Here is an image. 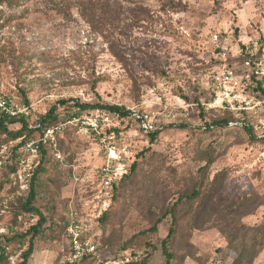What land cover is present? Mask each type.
Here are the masks:
<instances>
[{"label": "rangeland", "instance_id": "1", "mask_svg": "<svg viewBox=\"0 0 264 264\" xmlns=\"http://www.w3.org/2000/svg\"><path fill=\"white\" fill-rule=\"evenodd\" d=\"M2 1L0 95L30 107L29 125L59 101H71L58 106L57 150L45 148L36 206L50 223L29 264L73 263L67 233L72 207L92 226L90 240L99 245L98 259L75 264H122L148 255L149 264H166L161 241L172 216L158 233H141L195 188L203 198L175 212L172 264H236L240 253L246 255L240 264H264V140L240 127L216 126L236 114L208 107L220 53L238 68L245 44L259 43L264 56V0ZM215 35L225 49L214 44ZM72 100L133 114L97 110L69 120L78 112ZM136 115L148 116L154 131L146 132ZM155 132L160 134L151 144ZM111 135L139 168L120 184L103 222L93 209L106 159L100 140ZM21 140L0 136V159L13 156L17 170L13 150ZM21 158L36 171L42 153L37 160ZM9 166L0 172L1 238L25 233L38 221L22 210L32 177L25 172L21 180ZM27 247L14 243L9 263L18 264Z\"/></svg>", "mask_w": 264, "mask_h": 264}, {"label": "built area", "instance_id": "2", "mask_svg": "<svg viewBox=\"0 0 264 264\" xmlns=\"http://www.w3.org/2000/svg\"><path fill=\"white\" fill-rule=\"evenodd\" d=\"M213 42L218 48L220 38L218 35L213 37ZM259 43L245 44V47H239V53L245 52L241 67H235L229 63L227 54L220 53L221 61L219 76L213 83L214 99L208 105L210 109H224L235 112L236 119L228 123V127L250 130L256 139L264 140V56L259 55ZM130 112L131 116L133 113ZM0 114L9 118L19 119L30 116L29 106L18 105L11 97L0 95ZM116 115V114H115ZM119 116V115H118ZM141 120L146 132H153L154 125L148 121V116L136 115ZM95 131H98L99 125L93 124ZM42 128L40 123L29 125V129L39 130ZM213 128V127H211ZM58 127L44 129L39 134L37 140H31L21 145L15 151L19 154V169L16 175L22 180L24 173L33 177L36 165H25L26 161L21 158L22 154L29 155L37 160L42 153V149L51 146L57 150L56 134ZM101 136V134L99 133ZM100 145L102 151L106 154V159L98 171V191L95 196L97 205L93 209L95 218L104 215L109 210L115 200L117 189L122 181L131 173L132 166L130 156L125 149L117 146L116 136L101 137ZM14 153V151H13ZM13 156L0 159V172L8 165L12 164ZM58 158H62L58 155ZM92 226L84 221L80 212L73 207L70 209L69 220L67 224V233L71 245V262H80L86 257L93 259L99 258V245L90 240ZM132 262L130 259L122 260V264Z\"/></svg>", "mask_w": 264, "mask_h": 264}, {"label": "trees", "instance_id": "3", "mask_svg": "<svg viewBox=\"0 0 264 264\" xmlns=\"http://www.w3.org/2000/svg\"><path fill=\"white\" fill-rule=\"evenodd\" d=\"M14 0H3L2 2H7V3H12ZM74 101V107L75 109H78V112H75L69 116V120H72L73 118H77L81 116L85 112L89 111H97V110H102V111H107L112 114L119 115L121 117H128L130 115V112L124 109L123 107L119 106H111V105H104L101 103L97 104H90V103H81L80 101L72 100ZM69 102L71 101H59L57 105L52 107L49 112H47L46 115L41 117L38 120V123L42 125V128L39 130H33L29 129V123L26 117H21L19 119L16 118H9L8 116H5L3 114H0V136H6L7 139L10 141H17L21 140V143L14 148V152L16 149H18L21 145L28 143L29 141L33 140V135L35 133L42 134L44 129L54 127L58 122L61 121V117L58 114V106H67L69 105ZM28 103V102H27ZM232 121L231 119H222L215 121L213 124L216 126H228V123ZM15 124H21L22 128L19 131H10L9 130V125H15ZM248 132L251 134V131L248 130ZM160 132H155V133H150L149 138H150V143L154 144L157 141V138L159 136ZM29 138V139H28ZM150 149L145 150L144 152L141 153V156H145L147 152H149ZM46 157H47V150L42 149V159L40 162V165L38 166L37 170L35 171L31 183H30V189H29V194L28 198L26 199L25 203L22 205V210L23 212L27 214H32L34 216L38 217V221L35 225L31 226V228L26 231L25 233H16L12 237H7L4 236L3 238V243L1 242L2 238L0 237V264H10L9 263V256L7 250L14 244V243H19V244H27L28 247L26 251L22 254L21 261L18 264H29V261L31 257L34 255L36 251V245L38 239L41 237V235L44 233L47 225L50 223V219L45 215L37 206L36 202L38 199V180H39V175L43 172L44 170V165L46 162ZM209 166V165H208ZM12 168V172H16L17 168H15L14 162L9 166ZM139 164L136 161L133 166L130 175H128L123 181L126 182L130 177L135 175L138 171ZM203 185V184H202ZM201 191L197 188L194 189V191L191 194H184L174 205H172L166 212L165 214L158 218L155 222V224L148 229L147 231L141 233V234H149V233H158L159 230V225L168 217L172 216L173 222H172V227L169 230L168 236L161 241V248L163 251L164 256L166 257V264H172V261L174 259V255L172 254L170 250V245L171 242L176 235V229L175 226L177 224L175 212L178 208V206L182 203L185 202H190V201H195L197 199L203 198L201 197ZM108 219V214H104L102 217L101 221H107ZM246 255L244 253H240V260L236 264H240L241 261L244 262ZM91 258L86 257L84 260H87ZM150 256L148 255L141 261H132L127 264H149L150 261ZM82 260V261H84ZM78 263V262H76ZM75 264V263H72Z\"/></svg>", "mask_w": 264, "mask_h": 264}]
</instances>
